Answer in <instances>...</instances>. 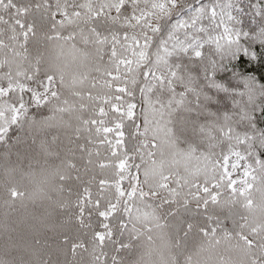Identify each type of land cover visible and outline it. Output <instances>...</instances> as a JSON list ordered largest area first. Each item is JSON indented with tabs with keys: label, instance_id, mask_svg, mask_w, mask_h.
Here are the masks:
<instances>
[{
	"label": "snow or ice",
	"instance_id": "snow-or-ice-1",
	"mask_svg": "<svg viewBox=\"0 0 264 264\" xmlns=\"http://www.w3.org/2000/svg\"><path fill=\"white\" fill-rule=\"evenodd\" d=\"M13 126L72 129L71 156L40 140L59 160L49 191L67 188L56 206L81 228L94 211L103 231L88 243L65 235L63 264L77 249L91 264H264V3L0 0L5 159ZM25 195L5 182V207ZM181 208L204 224L184 221ZM42 223L28 236L5 224L0 264H61Z\"/></svg>",
	"mask_w": 264,
	"mask_h": 264
},
{
	"label": "trees",
	"instance_id": "trees-1",
	"mask_svg": "<svg viewBox=\"0 0 264 264\" xmlns=\"http://www.w3.org/2000/svg\"><path fill=\"white\" fill-rule=\"evenodd\" d=\"M205 2H208V0H205ZM252 2L264 3V0H252ZM29 48L32 50L31 43L29 44ZM70 70L72 69L70 68ZM71 123L75 126L76 122L75 120H72ZM72 135V129L67 127H53L48 129L46 133L29 134L26 129L20 130L16 126H13L9 132V136L11 138L10 143H12L14 147L12 148L8 159L4 158L3 153L5 148L3 145H0V250H2L5 240V224L8 226L9 234L14 236H28L33 231L34 226L42 220L43 223L40 225L41 238L46 239L48 244L51 245L53 260L59 259L61 264H63L66 257L60 249L64 247L61 244V241L65 235L74 239L76 234L79 233L85 243H88L91 239L93 230L103 231L100 227L101 218H99L94 211L91 216L92 228H81L76 221L75 216H72V218L69 219V214L61 211L56 206L57 201L69 198L67 188H65L63 193L49 191L47 174L53 170L51 165L58 164L59 160L55 156H50L41 152L39 147L40 140L46 139L50 144L51 150L53 152H59L60 156L63 158L72 155V153L68 152V148H74L76 144L74 139L71 143L69 141V137ZM34 136L36 137V144L32 143ZM53 136L58 137L56 143H51ZM17 137L20 138L19 143H16ZM80 142L82 143L83 140ZM100 151L102 156L105 155L103 148H101ZM17 154H19V158ZM75 155L76 157H79L80 154L77 152ZM45 161H47L48 164H45ZM77 163L80 164L81 161L77 159ZM6 170H9L8 175H6ZM95 173L98 176V167L95 168ZM91 175L92 173H89L88 176L85 177V180L90 179ZM9 180L17 184L20 190L25 192L26 195L21 199H18L11 207H5L2 193L5 182ZM96 187V184L93 183V198H95ZM124 187H128L127 181L125 182ZM78 190H80L79 185L73 187V195L71 199H75V193ZM40 192H43L44 195L37 194ZM48 197H51V199ZM189 207L193 213L197 212L195 203H191ZM89 211L90 209L85 210L86 223L89 219ZM203 211L204 209L201 207L199 212L202 213ZM208 211L210 214L214 213L221 217L226 215V212L220 211L215 208V206L211 205V203ZM179 216L184 221L193 222L197 226L203 225L205 222L204 216L198 213L190 215L185 213L182 208L179 210ZM223 226L231 230V221H225ZM85 233H87V235H84ZM116 238L119 239L118 236ZM124 239L127 240V237L125 236ZM67 260L69 261V264H91L90 252H85L83 249H77L76 256L72 257L69 250Z\"/></svg>",
	"mask_w": 264,
	"mask_h": 264
}]
</instances>
